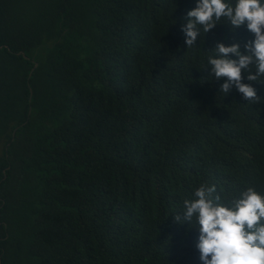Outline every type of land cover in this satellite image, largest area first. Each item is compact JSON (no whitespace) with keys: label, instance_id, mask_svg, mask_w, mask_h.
Segmentation results:
<instances>
[{"label":"trees","instance_id":"1","mask_svg":"<svg viewBox=\"0 0 264 264\" xmlns=\"http://www.w3.org/2000/svg\"><path fill=\"white\" fill-rule=\"evenodd\" d=\"M196 5L0 0V264H202L173 219L194 189L264 196V77L253 104L208 64L254 35L222 17L187 48Z\"/></svg>","mask_w":264,"mask_h":264},{"label":"clouds","instance_id":"2","mask_svg":"<svg viewBox=\"0 0 264 264\" xmlns=\"http://www.w3.org/2000/svg\"><path fill=\"white\" fill-rule=\"evenodd\" d=\"M222 17L233 28L246 24L254 39L244 45V52L238 43H218L213 55L208 56L210 75L226 78L220 85L221 92L228 94L235 86L245 100L259 103L251 83L242 82V72L247 73L250 82L264 77V0H235L234 4L226 0H197L182 27L187 48L196 44L198 26L207 33ZM230 54L237 59L230 58ZM183 204V215L176 213L173 219L189 225L195 220L199 232L196 248L202 264H264V196L253 187H248L239 198L222 202L215 185L204 183Z\"/></svg>","mask_w":264,"mask_h":264}]
</instances>
